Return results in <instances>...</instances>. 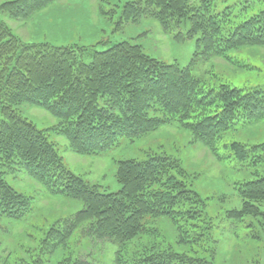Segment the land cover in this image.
Masks as SVG:
<instances>
[{"label":"trees","instance_id":"obj_1","mask_svg":"<svg viewBox=\"0 0 264 264\" xmlns=\"http://www.w3.org/2000/svg\"><path fill=\"white\" fill-rule=\"evenodd\" d=\"M52 1L9 0L0 5V217L19 220L32 210V198L6 179L18 170L53 194L83 202L81 210L58 221L42 240L51 251L81 227L86 236L120 246L115 264H214L212 259L150 242L133 256L125 254L134 239L156 232L151 222L158 218L184 220L192 228L195 221L204 220L205 201L174 158L150 154L143 160L118 161L115 177L121 188L107 192L66 166L48 130L65 137L75 153L86 155L110 150L120 137L134 142L163 124L177 122L194 141L217 154L226 131L264 120V84L207 87L192 73V64L205 57L228 58L230 51L241 47L264 48V6L259 4L264 0L126 2L120 24L146 16L165 28L189 23L188 34L197 39L192 62L185 67L154 58L129 41L104 50L26 42L1 17V13L27 17ZM23 103L44 109L57 122L39 129L18 111ZM229 147L235 158L256 168L255 178L237 187L241 207L228 213L242 220L261 213L264 141L251 146L232 142ZM34 264L45 263L37 259ZM59 264L89 263L67 257Z\"/></svg>","mask_w":264,"mask_h":264},{"label":"rangeland","instance_id":"obj_2","mask_svg":"<svg viewBox=\"0 0 264 264\" xmlns=\"http://www.w3.org/2000/svg\"><path fill=\"white\" fill-rule=\"evenodd\" d=\"M6 1L9 0H0V5ZM128 1L131 0H54L27 17L15 19L6 13H1V17L26 42L95 46L96 50H104L117 42L129 41L165 63L189 66L197 39V35L188 34L189 23L165 28L156 18L146 16L137 22L120 24L123 6ZM259 4L263 7L264 1ZM191 70L207 87L263 85L264 48L241 47L230 51L228 58H201L192 64ZM18 108L39 129L50 128L57 122L40 107L23 103ZM48 138L56 142L70 170L107 192L121 188L115 177L117 162L121 160H143L150 154H163L174 158L187 171L191 188L205 201L204 220L195 221L192 228L184 220L158 218L151 222L156 232L130 242L126 246L127 256L155 243L189 256L212 259L214 264H264V201L258 215L238 220L228 214L241 207L237 187L254 179L256 170L249 161L235 158L229 144L251 146L263 142L264 120L241 123L226 131L218 143L217 154L203 142L194 141L192 134L177 122L163 124L134 142L120 137L116 146L97 154L75 153L68 147L67 139L52 130H48ZM6 179L17 191L30 196L33 205L22 219L0 217V264H34L37 259L45 264H59L67 257L89 264H115L120 246L111 240L86 236L81 227L52 251L49 244L42 242L58 221L63 222L83 208L81 200L53 194L18 170L8 173Z\"/></svg>","mask_w":264,"mask_h":264}]
</instances>
